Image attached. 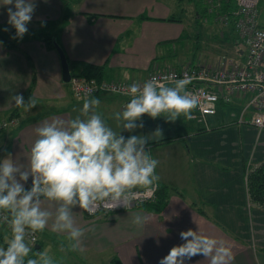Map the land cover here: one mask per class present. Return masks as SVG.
<instances>
[{
	"label": "crops",
	"instance_id": "obj_1",
	"mask_svg": "<svg viewBox=\"0 0 264 264\" xmlns=\"http://www.w3.org/2000/svg\"><path fill=\"white\" fill-rule=\"evenodd\" d=\"M191 1L197 0L187 3ZM174 2L34 0L36 7L28 25L40 20L55 22L51 38L62 49L70 75L80 70L81 63H88L101 66L102 79L139 82L154 69L179 67L195 57L196 34L186 26L191 24L189 20L186 24L187 15L185 22L173 15ZM9 7L13 5H0V26L7 24ZM193 14L199 19L195 9ZM194 20L192 24L197 23ZM17 94L25 102L34 97L37 106L28 112L15 107L12 96ZM91 96L100 99L97 111L114 131L126 139L130 135L149 138L147 147L159 161V184L177 191H168L156 210L138 205L107 214H86L72 208L75 225L86 230L74 254L68 249L67 233L51 230L58 202L41 197L39 206L52 216L42 232L33 233L35 242L59 264H158L171 247L184 242L179 233L192 229L225 242L231 252L225 264H264V208L248 205L244 185L245 173L264 161V129L233 123L238 100L217 103L215 113L206 117V126L181 116L166 121L163 116L152 119L145 114L141 118L144 127L129 133L112 116L123 110L130 97L96 93L75 98L68 82L60 79L53 47L35 37L19 39L13 47L0 42V121L6 124L0 128V160L10 156L16 166L27 170L35 128L80 116L83 101ZM157 128L162 130L161 137L153 134ZM163 138V143H152ZM24 187L31 188V177ZM138 213L149 218L143 227L131 224ZM0 233L7 244L12 233L6 222H0ZM25 243L31 245L26 238ZM185 264H211V260L197 255Z\"/></svg>",
	"mask_w": 264,
	"mask_h": 264
},
{
	"label": "clouds",
	"instance_id": "obj_2",
	"mask_svg": "<svg viewBox=\"0 0 264 264\" xmlns=\"http://www.w3.org/2000/svg\"><path fill=\"white\" fill-rule=\"evenodd\" d=\"M0 5H13L6 9L7 24L15 29L12 38L22 39L28 32L36 4L34 0H2ZM7 31V29H4ZM258 36H264L259 34ZM172 80L171 85L155 78L142 84L128 86L130 97L122 111L113 113L112 119L119 128L129 133L143 128L141 118L146 114L152 119L163 116L166 121H176L181 115L192 118V111L200 103V94L187 91L191 78ZM15 107L25 112L37 106V100L23 95L12 96ZM101 101L91 96L83 101L80 116L70 119H55L35 128L36 139L30 147L27 170L16 166L9 156L0 160V210L11 215V237L7 247H0V264H25L31 248L25 243V230L42 232L52 213L39 206L41 197L58 202L51 230L67 233L71 241L68 249L76 251L81 244L85 229L77 227L72 208L78 207L89 214L100 208L110 211L123 207L131 208L140 191L149 195L159 187L160 176L156 173L159 161L152 157L147 147L149 138L130 135L126 139L103 119L97 111ZM141 120L140 123L136 121ZM161 137L162 130L153 133ZM31 177V188L24 187ZM148 217L135 214L131 224L143 227ZM184 241L170 248L158 264H185L192 257L203 255L211 264H225L231 258L230 249L222 240H217L188 229L179 233ZM36 259L26 264H53L47 253L39 252Z\"/></svg>",
	"mask_w": 264,
	"mask_h": 264
},
{
	"label": "built area",
	"instance_id": "obj_3",
	"mask_svg": "<svg viewBox=\"0 0 264 264\" xmlns=\"http://www.w3.org/2000/svg\"><path fill=\"white\" fill-rule=\"evenodd\" d=\"M259 1L261 0H231L229 10L216 16V21L221 20L223 25L231 23L240 39V44L236 42L232 49V56L235 58H231L232 56L226 58L222 55L214 63L193 61L179 67L154 69L142 81L136 83L142 84L145 80L155 78L171 85L173 81L164 80L165 76L180 79L187 75L191 78L187 91L200 94V103L193 109L191 120L206 126V117L215 113L217 103L232 104L238 100L233 123L235 125L248 124L257 130L264 129V36H258V33L264 34V27L255 20ZM132 83L134 82L80 75H70L68 81L70 93L75 98L96 93L129 97L126 93L128 86ZM5 125L4 121H0V128ZM153 195L140 191L132 207L150 201ZM122 209L125 208L119 207L112 211ZM98 211L111 212L103 207L96 212ZM84 212L89 214L85 210ZM0 219L6 220L1 211ZM6 221L11 229V221ZM25 238L30 244L35 241L33 232L27 228Z\"/></svg>",
	"mask_w": 264,
	"mask_h": 264
},
{
	"label": "trees",
	"instance_id": "obj_4",
	"mask_svg": "<svg viewBox=\"0 0 264 264\" xmlns=\"http://www.w3.org/2000/svg\"><path fill=\"white\" fill-rule=\"evenodd\" d=\"M215 1H217V4H215ZM201 2H202V5L200 2L198 3L201 6V9H200L201 14L199 13L198 21H201L202 16H205L206 18L205 23L207 24H210L211 22L213 23L214 21L216 22L217 20L216 16L219 15L221 12L222 13L227 12L232 3L231 0H201ZM66 16H67V13L61 16L62 22L66 21L65 20ZM167 19L172 20V18H167ZM27 28H28V32L23 36V38H32V37L39 38L42 41H44L47 44V46L52 48L51 37L55 33V22L54 21L40 20V21H37L34 25H27ZM4 29H7V31H5ZM14 34H15V29L12 28L10 25L5 24V25L0 26V42L4 46L6 47L15 46V43L19 39L12 38ZM236 42L237 41L235 40V38L231 39V43H230L231 50L233 49ZM100 70H101V66L92 65L88 63H81L80 70L76 72V74L71 72V75H80L83 77L100 78ZM31 87H32V83L30 84L28 89H30ZM198 130H202V127H199ZM165 141L166 139L163 138V139H159L156 141H152V143L159 144ZM244 185H245L248 205L249 206L256 205L261 208H264V161L259 162L258 164L254 165L253 167L250 168L249 171L245 173ZM168 191L176 192L177 190L171 187L167 188L166 186L159 184V187L154 193V199L152 201L142 202L139 205H142V206L145 205V206L150 207V209L156 210L162 206L163 201L165 200V197L169 193ZM0 211L4 213V218L6 220L11 221V218L6 210H0ZM111 212H103V213L107 214ZM6 220L0 219V222L4 224L6 222L7 224ZM2 240L3 239L0 233V247L6 248L7 244L2 242ZM35 243H37L38 245L37 248H34L33 244L29 246L31 248V251L28 257L25 258V264L28 259H36L38 262L40 261V257H38V255L36 254L41 252L42 247L38 241H36ZM49 258H51L53 264H59L58 261L55 260L54 257H49Z\"/></svg>",
	"mask_w": 264,
	"mask_h": 264
},
{
	"label": "rangeland",
	"instance_id": "obj_5",
	"mask_svg": "<svg viewBox=\"0 0 264 264\" xmlns=\"http://www.w3.org/2000/svg\"><path fill=\"white\" fill-rule=\"evenodd\" d=\"M199 2L202 5V2L199 0H197L195 3L194 1L187 3V0H175L173 4V15L178 16L180 19H183L184 22L186 19L185 15H187L186 24L188 23V20L191 24L186 26L188 27L189 31L192 32L193 36L196 34V36L194 37L195 57L191 61L214 63L217 58L221 57L222 55L226 58L231 57L232 50L229 48L231 46V39L235 38L237 43L239 42L240 44V39L237 37V34L233 30L231 23L223 25V22L220 20V22L214 21L213 23L211 22L210 24H207L205 23V16H202L203 21H198L196 15H194L193 12L195 9L196 12L201 14V6L198 4ZM186 8H188V10H186ZM193 18H196V20L194 21H196L197 23L192 24ZM255 20L260 26L264 27V0L259 1L257 5ZM231 58L235 57L232 56ZM181 117L183 120H185V117L183 115H181ZM153 199L154 195L150 201H152ZM41 252H45L49 257H52V254L45 248H42ZM74 253L75 252L72 251V254ZM54 258L55 260H57L55 256Z\"/></svg>",
	"mask_w": 264,
	"mask_h": 264
},
{
	"label": "water",
	"instance_id": "obj_6",
	"mask_svg": "<svg viewBox=\"0 0 264 264\" xmlns=\"http://www.w3.org/2000/svg\"><path fill=\"white\" fill-rule=\"evenodd\" d=\"M51 44L58 56L59 65H60V79L62 82H68L70 78V72H69L68 64L63 54V51L53 38H51ZM37 246L38 245L36 243L33 244L34 248H37Z\"/></svg>",
	"mask_w": 264,
	"mask_h": 264
}]
</instances>
